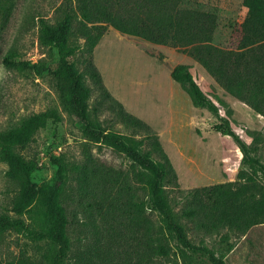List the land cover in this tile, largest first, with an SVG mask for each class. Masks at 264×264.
<instances>
[{
	"label": "rangeland",
	"instance_id": "rangeland-1",
	"mask_svg": "<svg viewBox=\"0 0 264 264\" xmlns=\"http://www.w3.org/2000/svg\"><path fill=\"white\" fill-rule=\"evenodd\" d=\"M182 6L215 13L218 25L213 42L226 48L237 45L248 10L243 0H182ZM66 9L76 14V1L0 0V129L19 125L30 114L48 108L57 109L61 115L60 121H50L46 127L39 128L32 141L19 148L26 157L36 158L38 162L29 190H21L10 174V164L0 158V212L20 204L23 212L11 213L23 217L29 226L25 231L9 229L0 233V264H14L21 259L49 264L55 245L40 238L41 216L32 212L33 204L27 205L36 193V184L41 182L62 185L64 189L72 247L63 264H214L207 255L182 252L175 241L169 255H152L144 244L143 228L113 227L103 208V204L106 206L104 178L108 173L127 178L136 189V181L127 176L132 160L84 135L81 121L64 106L51 71L37 74L30 68L6 64L4 58L12 56L15 60L44 61L53 68L58 53L52 46L41 43L40 19L56 24ZM75 23L82 25V18L76 15ZM71 44L77 45V49L70 59L79 69H84L85 38L80 33L74 34ZM92 59L112 97L148 122L159 135L178 175L180 187L171 191L174 203L181 197L180 190L247 180L240 147L231 136L213 127L220 122L219 117L205 107L195 106L184 88L172 78L177 64L190 65L202 89L218 104L220 114L230 119L232 127L247 142H252L256 135L261 137L264 158V114L228 93L187 52L122 33L108 25L93 49ZM87 81L95 88L90 77ZM98 97V90L94 89L91 103ZM101 116L110 114L105 111ZM114 128L131 132L122 122H116ZM155 157L160 158L158 154ZM55 158L63 160L64 175L59 174ZM136 192L141 198L140 190ZM181 206L176 204V209ZM147 212L150 218H156L150 208ZM189 235L195 242L203 236L193 230ZM221 235L204 236L205 243L217 253L227 246ZM229 241L235 246L226 253L227 264H264V220L245 234L230 233Z\"/></svg>",
	"mask_w": 264,
	"mask_h": 264
},
{
	"label": "trees",
	"instance_id": "trees-1",
	"mask_svg": "<svg viewBox=\"0 0 264 264\" xmlns=\"http://www.w3.org/2000/svg\"><path fill=\"white\" fill-rule=\"evenodd\" d=\"M76 14L65 10L56 24L40 19V41L56 49L58 58L52 68L44 61L15 60L6 56L8 66L30 68L37 74L51 71L60 98L66 109L81 121L84 135L91 141L111 147L132 160L127 176L136 181V189L127 178H104L106 187L103 208L113 227L137 225L144 230V244L152 255L170 254L172 241L181 251L207 255L214 264H227L226 253L235 243L230 233L245 234L251 226L264 220V158L261 137L247 142L233 127L229 118L220 114L218 104L207 95L194 77L188 63H179L172 78L190 96L193 104L215 113L220 122L215 130L231 136L240 147L247 180L201 185L182 191L173 202L171 191L179 189L178 175L163 148L159 135L148 122L128 111L122 102L112 97L92 59L94 47L112 25L122 33L145 40L169 44L194 57L228 93L264 114V0H243L248 8L240 26V38L235 47L216 45L214 34L218 25L215 13L182 6V0H75ZM82 18L77 26L75 18ZM92 23V25H89ZM85 38L84 69H79L70 57L77 45L71 44L74 34ZM87 77L95 85L91 86ZM94 89L99 97L94 104ZM108 111L110 116L101 114ZM61 115L55 108L34 112L19 125L0 129V158L11 166L10 174L23 192L33 186L32 175L38 167L36 158H28L19 148L29 144L39 128L50 121L58 122ZM122 122L131 132L114 128ZM149 145V146H147ZM158 154L160 158L155 157ZM60 175L65 173L61 158H55ZM35 195L27 205L41 216L40 238L55 245L49 264H63L72 247L69 234L70 218L64 203L63 186L49 182L36 184ZM140 190L139 198L136 190ZM146 196V198H145ZM176 204L182 206L176 209ZM156 215L150 218L147 209ZM20 204L0 212V233L9 229L29 230ZM31 211V210H30ZM193 230L203 235L195 242ZM226 231V232H224ZM222 233L226 248L217 253L205 243L204 236ZM186 253V252H185ZM14 264H35L21 259Z\"/></svg>",
	"mask_w": 264,
	"mask_h": 264
}]
</instances>
